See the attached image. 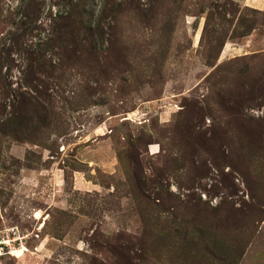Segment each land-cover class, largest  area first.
Wrapping results in <instances>:
<instances>
[{"label":"rangeland","instance_id":"rangeland-1","mask_svg":"<svg viewBox=\"0 0 264 264\" xmlns=\"http://www.w3.org/2000/svg\"><path fill=\"white\" fill-rule=\"evenodd\" d=\"M252 1L0 0V264H264Z\"/></svg>","mask_w":264,"mask_h":264},{"label":"crops","instance_id":"crops-1","mask_svg":"<svg viewBox=\"0 0 264 264\" xmlns=\"http://www.w3.org/2000/svg\"><path fill=\"white\" fill-rule=\"evenodd\" d=\"M262 2H264V0H254V1H252L251 3H249V5L254 6L255 8H257V9L260 10V11H263V10H264V3H262ZM33 172H34V171H33ZM33 172H31L30 175L33 176V174H35L36 176H38V174H40L38 171H35L34 173H33ZM24 174H25V173H23L22 176H24ZM39 178H40V177H39ZM48 179H49V177H48L47 179H45V180L48 181ZM78 180H79V179H78ZM85 185H86V183H84L82 180H79V181H78V185L76 186V188H77V190H80L81 187L86 188ZM79 186H81V187H79ZM79 188H80V189H79ZM85 190H86V189H85Z\"/></svg>","mask_w":264,"mask_h":264},{"label":"built area","instance_id":"built-area-1","mask_svg":"<svg viewBox=\"0 0 264 264\" xmlns=\"http://www.w3.org/2000/svg\"><path fill=\"white\" fill-rule=\"evenodd\" d=\"M17 230V228H16ZM14 232V230H13ZM15 232H14V236H15ZM26 237V236H25ZM24 236L21 238H25ZM15 239V238H14ZM20 239V238H19ZM10 240V236L9 234L6 235V237H0V255L2 256L3 253H6L5 249L10 245L9 241ZM17 240V239H16ZM24 246H21V248H23ZM26 249V247H24ZM8 254H13L12 251L10 250V252Z\"/></svg>","mask_w":264,"mask_h":264},{"label":"bare ground","instance_id":"bare-ground-1","mask_svg":"<svg viewBox=\"0 0 264 264\" xmlns=\"http://www.w3.org/2000/svg\"><path fill=\"white\" fill-rule=\"evenodd\" d=\"M26 250L23 248V249H19V250H17V251H15L14 252V254H15V256L17 257V258H21L23 255H24V252H25Z\"/></svg>","mask_w":264,"mask_h":264}]
</instances>
